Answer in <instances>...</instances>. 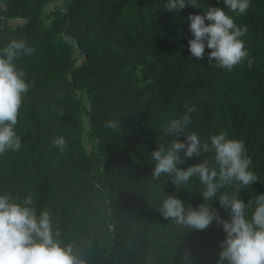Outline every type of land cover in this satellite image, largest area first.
<instances>
[{"label":"trees","instance_id":"obj_1","mask_svg":"<svg viewBox=\"0 0 264 264\" xmlns=\"http://www.w3.org/2000/svg\"><path fill=\"white\" fill-rule=\"evenodd\" d=\"M167 2L0 0V49L12 39L35 48L15 61L30 87L15 126L22 147L0 155V194L22 201L32 193L37 214L49 211L62 245L72 244L86 263L98 260L103 240L125 249V264H217L226 237L222 227L213 222L206 230H191L159 212L169 195L185 207L204 203L198 178L179 189L167 175L152 178L156 162L150 154L174 139L165 135L164 125L182 117L186 105L196 107L186 133L210 143V136L223 130L231 139L240 137L252 158L250 170L259 179L239 192L235 182L221 192L246 204L264 194V0H251L244 15L228 11L223 0H198L199 7L179 12L167 11ZM209 6L223 8L238 26L247 27L241 37L247 56L239 63L247 80L235 85L230 102L219 109L230 88L215 86V73L200 77L204 66L188 49L193 37L187 17ZM223 73L229 78L231 71ZM251 111L261 115L258 122L245 119ZM86 120L93 128L114 120L119 130L75 137ZM62 126L72 131L64 152L52 144ZM134 129L137 141L127 142ZM109 134L119 148L98 144ZM204 159L215 167L212 153L179 167ZM56 182L53 193L40 184ZM124 193L127 200H116ZM208 203L228 219L218 199Z\"/></svg>","mask_w":264,"mask_h":264},{"label":"clouds","instance_id":"obj_2","mask_svg":"<svg viewBox=\"0 0 264 264\" xmlns=\"http://www.w3.org/2000/svg\"><path fill=\"white\" fill-rule=\"evenodd\" d=\"M223 3L228 11L244 15L251 0H223ZM188 5L199 7L198 0H168L165 9L179 12ZM91 14L99 13L92 11ZM187 20L190 21L189 30L193 37L188 43L190 58L204 66L199 76L215 73L217 79L214 85L230 88L217 107L223 108L230 102L235 85H241L247 80H244L246 69L239 64L247 56L245 43L241 39L247 33V27L238 26L234 18L220 7L209 6L203 14H190ZM34 52L35 48L24 39H12L0 49V155L19 151L22 147L15 126L18 123L23 94L29 91L30 86L25 79L27 74L17 68L15 61L22 56H31ZM226 70L231 71L229 78L224 77L223 72ZM184 74L190 75L187 71ZM195 111L194 105H186V112L182 117L172 119L164 125L165 135L173 136L174 139L167 144L160 143L150 154L156 162L152 178L159 180L167 175L171 183L179 189L196 177L203 185L200 195L204 203L196 208L185 207L182 199L169 195L162 201L159 212L165 219L170 218L177 225L191 230H206L213 222L222 227L226 237L220 242L222 250L217 264H264V194L256 195L255 199H250L246 204L238 195L221 192V189L233 185L234 182L239 192L241 188L253 185L259 179L250 170L252 158L247 154L244 142L238 140L240 137L231 139L223 130L210 136V143L202 142L196 132L186 133ZM260 116L251 111L245 119L258 122ZM86 125L80 135L75 137L88 139L89 136L102 134L108 128L119 130V124L114 120L99 123L96 128L86 120ZM134 131L135 129L127 142L137 141ZM59 133L60 136L54 137L52 144L60 152H64L68 147L67 139L72 138V131L62 126ZM182 136L186 140L181 141ZM98 142L109 148H119L117 140L111 134ZM88 146L92 150L89 142ZM180 153H183V157ZM209 153L213 154L215 167L209 165L208 159L187 169L179 167L186 159ZM54 165L59 167L56 162ZM40 184L53 193L57 182ZM122 199L127 200L126 193L117 195L116 200ZM215 199L229 213L228 219H224L208 203ZM248 210H251L250 215L247 214ZM60 236L59 230H53L49 211L37 214L32 193L22 201H17L9 192L0 194V264H125L126 257H129L125 249L114 241L101 240L98 260L86 263L74 251L72 244L62 245Z\"/></svg>","mask_w":264,"mask_h":264}]
</instances>
